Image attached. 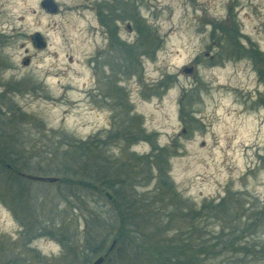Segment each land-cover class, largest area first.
Listing matches in <instances>:
<instances>
[{
  "label": "rangeland",
  "instance_id": "1",
  "mask_svg": "<svg viewBox=\"0 0 264 264\" xmlns=\"http://www.w3.org/2000/svg\"><path fill=\"white\" fill-rule=\"evenodd\" d=\"M43 1L0 0V147L29 168L18 184L0 176V264L84 263L63 243L82 251L87 221L116 216L83 176L154 193L164 222L143 231L161 254L216 242L209 263L239 264L230 238L264 250V0H51L55 13ZM156 148L185 206L156 192L143 165ZM194 211L205 217L189 231ZM91 226L96 244L108 236Z\"/></svg>",
  "mask_w": 264,
  "mask_h": 264
},
{
  "label": "trees",
  "instance_id": "2",
  "mask_svg": "<svg viewBox=\"0 0 264 264\" xmlns=\"http://www.w3.org/2000/svg\"><path fill=\"white\" fill-rule=\"evenodd\" d=\"M154 150L155 151L153 154L144 157L146 160L144 161L143 165L147 168L148 171H150V173L154 171V166L157 169L158 182L155 187L156 192H160L162 189H166L169 192H174V197H172L178 202V204H183V206H185L184 200H182V197L176 192V188L171 181V178L168 176L169 169H167L166 165L168 162V157L170 156L169 151L162 148H156ZM144 158H139L140 164L141 159L144 160ZM0 163L4 164V169H0V176L5 175L6 178H10L17 184L19 182H17L16 180L21 181L22 179V177L19 175V172H22V170L23 172H27V169H29L26 165H21V167L18 164L14 163L10 156L6 154V152H4L1 147ZM8 165L10 166V169ZM8 173L12 175H9ZM88 179H94L95 181L92 184L93 181ZM61 181L66 182L67 179H61ZM74 184L83 191H86L85 193L87 195H90L89 193L95 192L101 197H106L114 208V215L116 216V218H112L111 215H109L108 217H104V220L95 222L96 219L91 217V222L87 221L86 240L83 247L80 248L82 251H80L79 249L76 250V248H72L67 243H63V246L67 251V256L65 257L66 260L69 259V256H71L72 262L75 263L81 256H84L85 260L82 264H92L97 258L104 256L108 252L110 247V245H107L108 238L112 236L115 238L112 242H117L116 247L106 258L104 264H122V262L119 261L122 260V257H124L122 254V250L127 253L133 250H137L139 253L136 252L135 257L137 259H141V261L137 264H151V262H149V260L151 259L150 256H155L154 259L157 258L156 260H159L158 264H211L209 263V261L213 259V257H211L212 254H217L216 252H214L218 248H214L216 242H212L211 250H208V246H206L205 244H199L197 246L198 250L196 252L192 250L194 248L190 247L189 244L183 243L181 245V252L179 247L175 250V248H172L171 246L170 249L173 250H168L165 254H161L160 252H158L159 250H157L153 246H150L147 240L148 234L145 233L143 229L148 224L156 223L157 225H152L153 231L156 232L161 229V226L164 222L161 220L159 215V210L161 209L159 207V202L156 200L152 201L153 198L151 196L154 193H142L146 195H141L138 193L136 188H130L131 190H128V183H126L123 178H112L110 176H102V178H90L89 176H87L86 178L83 176L82 178L76 179ZM166 195L168 194L166 193ZM72 196L75 195L72 194ZM85 201H82V205L85 206L86 204V206H89L88 201ZM174 208L175 210L179 209V206H174ZM185 209L186 208H183V211H185ZM201 209L206 208L205 206H203ZM89 211H93V213L97 212L95 209H91ZM139 212L141 214L136 215V213ZM95 217L100 219L101 215L99 214L98 217ZM204 217L205 215L202 214V211H194L193 215L189 214L188 217L184 219H189L191 223H194L193 225L189 226V231L194 229L195 222L202 221ZM254 219V221H250L248 219L247 223H252L251 225L247 226L248 229H251L250 226L256 225V221L262 220V217L260 216V214H257ZM90 226L97 229H108V236H104V238L99 240V242L96 244V238L91 235ZM188 235L189 234H187V236H184L188 237ZM227 238H230V236L227 235ZM230 239L231 240H227V244L229 246L236 248L237 245H240L243 250L242 255H238L236 258H233L239 264H245L244 261L247 260L248 262L252 260H256L259 262L264 260V250L261 249L262 247H260L259 249L254 248L255 251L251 253L249 252L250 248L246 242L245 244L241 245L232 240V238ZM118 240H120V243L122 245L121 249L119 250L117 246ZM255 247H257V245H255ZM213 248L215 250H213ZM188 250H192L193 252L190 254ZM143 252H145L146 254H143ZM208 253H210L211 256H208ZM126 257H130V255H126L125 258Z\"/></svg>",
  "mask_w": 264,
  "mask_h": 264
},
{
  "label": "water",
  "instance_id": "3",
  "mask_svg": "<svg viewBox=\"0 0 264 264\" xmlns=\"http://www.w3.org/2000/svg\"><path fill=\"white\" fill-rule=\"evenodd\" d=\"M42 8L46 9L47 11L51 13L57 12L58 8L55 5V3L51 0H44L41 3ZM33 42L37 48H44L46 46V42L44 41L43 37L37 33L33 37ZM28 179L37 181V182H44V183H54L58 179L53 177H41V176H26ZM116 247V241L112 242L111 246L109 247L108 252L99 258H97L92 264H104L106 258L109 256V254L115 249Z\"/></svg>",
  "mask_w": 264,
  "mask_h": 264
}]
</instances>
